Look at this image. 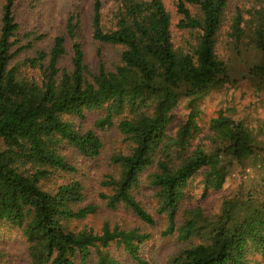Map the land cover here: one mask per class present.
Masks as SVG:
<instances>
[{"label": "trees", "instance_id": "16d2710c", "mask_svg": "<svg viewBox=\"0 0 264 264\" xmlns=\"http://www.w3.org/2000/svg\"><path fill=\"white\" fill-rule=\"evenodd\" d=\"M113 25L103 28L99 0L94 1L92 37L120 47L117 64L98 56L90 71L78 39L80 19L70 14L64 32L48 50L34 48V30L24 31L16 0L0 5V227H17L27 243L28 264H121L115 245L135 260L151 235L138 228L105 223L94 231L77 227L97 210L85 202V188L71 158H96L102 140L96 130L116 125L127 152L111 156L118 174L106 173L99 197L108 208L130 209L142 222L154 217L136 198L142 175L157 200L156 213L166 219L162 235L175 231L181 240L200 238L170 257V264H258L264 260V177L241 201L224 203L214 220L192 209L177 224L189 181L203 171L205 189H220L233 163L243 168L264 150L254 130L220 115L212 120L215 147L189 152L199 131L193 103L226 82L225 63L216 54V33L227 0H176L177 27L193 31L189 46L176 45L171 17L163 0H116ZM247 31L235 21L236 39H246L261 60L250 68L258 88L264 86V12ZM66 36L70 65H62ZM30 50H34L29 54ZM187 100L189 112L174 135V110ZM97 112L93 128L78 125ZM151 169V170H150ZM205 169V170H203Z\"/></svg>", "mask_w": 264, "mask_h": 264}, {"label": "rangeland", "instance_id": "374dc122", "mask_svg": "<svg viewBox=\"0 0 264 264\" xmlns=\"http://www.w3.org/2000/svg\"><path fill=\"white\" fill-rule=\"evenodd\" d=\"M3 0H0V5ZM95 0H16V16L21 22L24 31L34 30L37 38L31 36L34 48L48 50L53 38L64 32L67 17L77 15L80 24L77 36L85 52V62L90 71H93L100 59L107 66L117 64L120 47L103 44L96 41L91 33L92 10ZM102 11L103 28L109 29L113 25V13L117 8L116 0H99ZM171 17V30L176 45L189 46L195 35L193 31L180 29L177 23L181 17L176 11V0H163ZM257 12H264V0H227L221 25L216 33V54L225 63L226 82L220 88L209 91L194 101L197 111L196 122L198 133L191 140L189 152L201 148L209 150L215 147V135L211 130L212 120L220 115L230 117L234 121H242L254 130L257 138L264 143V86L258 88L257 80L250 75V68L261 60L260 54L246 39L238 41L234 32L235 21L238 27L247 31L249 21H254ZM71 40L66 36V53L62 65L69 66L71 59ZM34 50H30L32 54ZM189 108L187 100L179 102L174 110V121L169 132L174 135L178 124L182 123ZM97 112L87 114L77 122L83 129L93 128ZM102 140L100 154L94 159H85L78 154L71 158L76 166L74 174L80 179L85 188V202L97 205L94 214L77 221L79 228L85 227L98 231L107 223L109 226L118 225L121 228H138L148 232L151 237L141 245L140 253L148 264H170V257L182 247L198 242L200 238L191 237L181 240L175 231L163 236L166 219L156 213L157 200L154 191L147 182L146 171L135 191L136 198L145 209L154 217L153 225L142 222L137 216L123 205L115 209L108 208L105 201L99 197L100 192L108 189L101 186V180L106 173L118 174V169L111 163V156L127 152V143L118 131L116 125L104 130H96ZM264 147V146H263ZM151 170V169H150ZM205 170V169H203ZM264 177V150L260 151L258 158L248 159L243 168L233 163L220 189L208 187L205 189L203 171L200 170L188 183L186 196L180 206L177 224L180 225L188 213L199 208L208 219L214 220L221 211L224 203L231 199L239 201L257 187ZM27 243L22 231L17 227H0V264H28ZM113 255L121 264H137L122 248L111 246ZM258 264H264L259 259Z\"/></svg>", "mask_w": 264, "mask_h": 264}]
</instances>
